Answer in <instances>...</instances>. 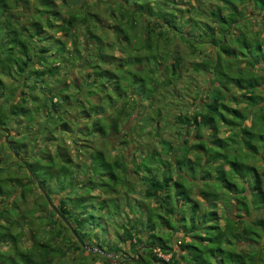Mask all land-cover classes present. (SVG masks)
<instances>
[{
  "label": "trees",
  "instance_id": "16d2710c",
  "mask_svg": "<svg viewBox=\"0 0 264 264\" xmlns=\"http://www.w3.org/2000/svg\"><path fill=\"white\" fill-rule=\"evenodd\" d=\"M262 72L264 0H0V264L103 257L100 220L120 203L68 194L90 157L122 189L144 184L124 197L136 218L117 227L116 264H264ZM179 86L197 108L164 123ZM39 186L67 194L48 203Z\"/></svg>",
  "mask_w": 264,
  "mask_h": 264
},
{
  "label": "rangeland",
  "instance_id": "374dc122",
  "mask_svg": "<svg viewBox=\"0 0 264 264\" xmlns=\"http://www.w3.org/2000/svg\"><path fill=\"white\" fill-rule=\"evenodd\" d=\"M203 7H205V6H203ZM101 8H102V10H105V9H107V6L106 5H104V6L102 5ZM254 28H256V27H254ZM129 52H131V51H129ZM193 57L196 60V57L192 55L191 57L188 58L189 59L188 61H191L190 59L193 58ZM197 60L200 61V58L197 59ZM255 71L260 72V70H258L256 68H255ZM183 73H184V71H183ZM187 73H189V72H187ZM184 74H186V73H184ZM189 74H191V73H189ZM262 74L264 75V72H262ZM197 75H198V73L196 74V76ZM65 79H66V82L69 81V78L66 77ZM192 85H195V84H192ZM192 85H190V88H191V90L193 92L194 89H193ZM203 85H205V84H203ZM180 87H182V86H179V88H176L174 90L169 89V90L163 92V94L165 95V98H164V100H162V103L165 104V105L169 104V106H170L167 109V117H165L163 119L164 123H166L167 120L174 121L173 120L174 116L178 115L179 113L185 112L187 110V108H188V112L189 113H192L195 110V108H197L196 106H193V103H192V100H193V97H194V93L191 92L192 94H188L187 95L183 91V89L180 88ZM58 88L64 89L62 86H59ZM228 97H229V95H228ZM227 99L229 100L230 97L227 98ZM229 103L231 105H234V102L229 101ZM25 109H27V107H25ZM28 116H31V115L29 114V115H27V117ZM171 125H173V124H171ZM171 127L172 128H169V129L166 128L165 132H166L167 136H168L169 132H172L175 129L174 125L171 126ZM143 130H145V129H143ZM131 133H133V132H131ZM225 134H226V131L223 130L222 131V135H225ZM133 135H134V133H133ZM129 139H130L129 142L132 141L131 145L134 146L133 142L135 143V141L133 140V137L129 138ZM134 139H135V137H134ZM137 139L142 140L140 138H137ZM106 145H107L106 142H101L99 145L94 146L93 150L96 149L99 146L98 148L101 147L102 151L104 152L105 148H106ZM135 146H136V144H135ZM135 148L136 149L137 148L140 149L141 150V154H143V152L147 151L148 149L149 150L150 149H154L153 148V144H151V143H149V144L145 143V145L143 143H138ZM130 149H131L130 147L124 145V152H125L124 156L127 155L126 158H128L130 153H132ZM67 151H71L70 152L71 155H73V153H74L72 148H68ZM4 152L8 153L9 150H7V148H5ZM80 154H83V153H80ZM74 159L76 160L75 157H74ZM96 161L99 162L97 159H96ZM256 163L257 164H261L260 161H257ZM75 164H78V163H75ZM82 164H85V163H82ZM85 167H87V169H86L87 172L85 171V173H86L87 178H88V181L86 183V188L83 191H80V192L77 191V193H68L70 195V197H72L73 194H77L76 198H79L77 200L78 202H79V200H81L80 203H95V204L96 203H120V207H119V211L120 212H119V216L118 217L114 216V215L111 216V217H108V216L105 215V216H103L102 220H100L101 223L105 224L106 223L105 222L106 219H108V220L111 219L109 224H105L106 232L103 235L104 236L103 239L105 240V246L107 248V252H105L103 254V257H102L103 259L100 258V257L91 258V257H89V255H92V254L91 253L89 254L87 251H84L85 255H83V254L80 255L79 254L80 252L76 253V257H77L78 260L75 263H73V264H82V263L84 264L85 263V256H88V257H86L87 258L86 262H88L87 264H106V263L116 264V263H118V259H119L117 254L111 253L110 251H108V249L111 248L112 244L115 243L116 240H117V235H116V230H118L117 227L119 226L120 223H125V222H127L129 220L131 221V220H134L136 218V216L134 214L130 213V210L127 208V206L123 204V203H125V201H124L125 198L124 197L126 196V192H129V190L132 191L133 189H135L136 190L135 194H132V195L129 196V200H131V203H132L134 199L139 198L138 197L139 196V192H140L141 189H143L144 184L141 183L140 181H138L139 180L138 177L136 175H134L133 178H130V180L133 181V185L131 184V187L128 190H126V188L122 189V184L121 185H116L115 183H113L111 181V179L107 175H102L103 174V172H102L103 170H101L100 167H95L93 169L92 157H90L88 163L85 164ZM72 169H75V167H73ZM82 170H83V168H82ZM75 172H76V170H75ZM22 173H23V170H19L18 174H22ZM97 174L98 175H102V176L99 177V176H97ZM81 177H83V176L82 175L78 176L79 179H81ZM75 180L77 181L76 177H75ZM109 187H111V190H112L110 192H108L109 189H107ZM19 193H18L17 196H20ZM64 193L67 194V190L64 191L63 194H61V193L60 194H56L55 192L50 194V195L48 194L49 195L48 197H49V199H51L52 203L57 204L58 201H59V195L63 196ZM31 194L35 198L43 199L42 196L39 197V195H43V193H41V192L39 193L38 190H36V188L33 189V192ZM81 197H82V199H81ZM28 198L29 199L26 202L24 200V201H22L20 203H28L27 204L28 206H30L29 203H35L32 197H28ZM44 198L49 203V201L47 200V198L45 196H44ZM142 203H145V201L142 202ZM68 204H70V203H68ZM202 204L203 203L200 204V208H199V212L198 213H202V210L204 209L202 207ZM97 206L99 207V205H96L95 213L97 212ZM218 213H219V211H218ZM188 214H189V212H187V215ZM116 219H117V223H114V221ZM220 223L223 225L222 221ZM119 231H121V230H119ZM178 237H174V242H175V245H176L177 249L180 248V244H179V242H177ZM185 240L189 241L190 238L186 237ZM263 241H264V238H263ZM243 247L246 248L244 246V244H240L238 249L243 248ZM124 249L126 250V253H128V255H131L127 245L124 246ZM154 251H157V248ZM79 256H80V258H79ZM158 256L162 257L165 260H167L170 255L169 254L168 255H163L161 253H158ZM80 259H82V260L80 261ZM185 263H186L185 261H182L179 264H185ZM66 264H72V263H66Z\"/></svg>",
  "mask_w": 264,
  "mask_h": 264
},
{
  "label": "water",
  "instance_id": "95a60500",
  "mask_svg": "<svg viewBox=\"0 0 264 264\" xmlns=\"http://www.w3.org/2000/svg\"><path fill=\"white\" fill-rule=\"evenodd\" d=\"M16 156L18 157L19 154L16 153ZM39 189H40V191L43 193V195L47 198V200L49 201V203H51V201L49 200V197L47 196V194H46L45 190L43 189V187H42V186H39ZM53 207H55V206L53 205ZM55 208H56V207H55ZM65 221H66V220H65ZM74 233H75V232H74Z\"/></svg>",
  "mask_w": 264,
  "mask_h": 264
},
{
  "label": "crops",
  "instance_id": "0c3cea01",
  "mask_svg": "<svg viewBox=\"0 0 264 264\" xmlns=\"http://www.w3.org/2000/svg\"><path fill=\"white\" fill-rule=\"evenodd\" d=\"M21 126H22V125H21ZM11 134H12L11 132L7 133V135H6L7 138H10V137H11Z\"/></svg>",
  "mask_w": 264,
  "mask_h": 264
}]
</instances>
